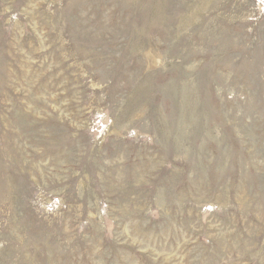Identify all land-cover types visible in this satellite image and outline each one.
Returning a JSON list of instances; mask_svg holds the SVG:
<instances>
[{"label":"rangeland","instance_id":"rangeland-1","mask_svg":"<svg viewBox=\"0 0 264 264\" xmlns=\"http://www.w3.org/2000/svg\"><path fill=\"white\" fill-rule=\"evenodd\" d=\"M0 264H264V0H0Z\"/></svg>","mask_w":264,"mask_h":264}]
</instances>
